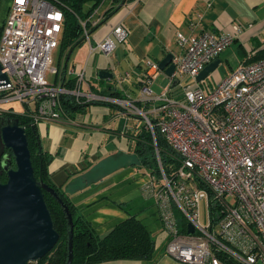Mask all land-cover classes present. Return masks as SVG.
Here are the masks:
<instances>
[{
	"label": "built area",
	"instance_id": "2783aa9c",
	"mask_svg": "<svg viewBox=\"0 0 264 264\" xmlns=\"http://www.w3.org/2000/svg\"><path fill=\"white\" fill-rule=\"evenodd\" d=\"M6 1L10 6L0 37L6 80L0 81V105L17 101L23 109L14 113L1 106L0 116L15 114L36 125L68 118L62 97L76 105L90 104L96 97L81 90L86 65L66 70L64 80L69 82L46 78L58 75L52 54L60 41V10L47 0ZM99 11L80 22L83 39L104 19ZM242 30L233 23L225 33L176 34L180 50L173 56L170 80L179 85L192 80L182 86L179 98L170 89L153 93L150 85L159 69L147 61L136 103L150 107L142 110L129 98L113 100L143 119L154 144L157 131L179 155L178 167L166 175L156 151L160 176L149 173L143 198L157 209L167 241L165 256L182 264H264V58L240 62L209 93L195 82ZM128 35L119 23L91 51L109 56Z\"/></svg>",
	"mask_w": 264,
	"mask_h": 264
},
{
	"label": "crops",
	"instance_id": "0c3cea01",
	"mask_svg": "<svg viewBox=\"0 0 264 264\" xmlns=\"http://www.w3.org/2000/svg\"><path fill=\"white\" fill-rule=\"evenodd\" d=\"M106 1L109 8L111 1ZM106 1L99 5L101 14L105 12L101 8ZM119 23L129 32L127 41L109 56L91 51ZM233 23L241 24L243 30L230 45L238 47L236 54L228 59L229 72L221 67V54L217 57L220 60L215 69L218 84L248 57L252 61L264 58V0H132L120 5L108 20L89 33L88 40L81 41L80 44L85 41L88 46L83 65H86L87 81L81 90L96 97L91 103L101 104L87 105L68 118L43 121L35 126L41 150L51 156L50 183L69 199L75 216L82 217L97 237L102 238L129 216L134 215L141 221L140 217L155 216L153 202L143 198V188L150 180L149 171L139 165L132 138L144 121L124 112L113 100L129 98L137 102L139 78L147 71V61L158 65L168 53L177 55L178 32L185 36L202 30L225 33ZM191 24L194 26L190 27ZM67 54L59 53V57H64L66 62ZM65 62L59 75H53L52 83L69 82L68 78L64 80ZM102 70L112 73V78H100L98 73ZM160 75L163 78L160 90L151 89L153 93L170 89L171 95L179 98L183 85L171 87V80L160 70L151 85ZM206 79L199 86L204 93H209L214 87L205 91ZM136 106L142 110L150 107L142 103ZM157 245L155 242V249ZM98 264L143 263L117 260Z\"/></svg>",
	"mask_w": 264,
	"mask_h": 264
},
{
	"label": "trees",
	"instance_id": "16d2710c",
	"mask_svg": "<svg viewBox=\"0 0 264 264\" xmlns=\"http://www.w3.org/2000/svg\"><path fill=\"white\" fill-rule=\"evenodd\" d=\"M47 1L62 13L63 21L57 49L59 53L67 54L83 40L80 22L86 21L103 0ZM110 1L111 6L103 13L104 19L96 27L90 28V32L108 20L122 3L132 0ZM85 4H89L86 10L84 9ZM1 30L2 25L0 26V37ZM259 58L263 59L262 57ZM247 62L253 61L248 59ZM61 104L64 106V111L72 116V114L82 110L87 105H98L101 103L76 105L70 98L62 97ZM3 117L5 120L16 118L19 121V125L24 127L34 176L38 181H41L56 191L48 177V166L51 162V156L41 150L36 126L19 115L4 114ZM132 138L134 141V153L137 156L136 159L139 165L148 170L151 175L156 178L160 176L156 151L158 152L159 161L166 175H171L178 167L180 162L179 155L168 145L159 132L155 131V144L151 134L145 129L144 125L132 135ZM57 193L59 199L68 208L72 216L73 253L71 264H98L117 260L148 261L153 258L155 241L151 237L150 230L136 216H129L116 225L108 234L99 238L82 217L75 216V208L69 199L58 191ZM43 195L52 219L53 228L58 233L59 239L52 250L42 259L27 264H67L69 238L67 231L68 224L63 207L49 192L44 191Z\"/></svg>",
	"mask_w": 264,
	"mask_h": 264
},
{
	"label": "water",
	"instance_id": "95a60500",
	"mask_svg": "<svg viewBox=\"0 0 264 264\" xmlns=\"http://www.w3.org/2000/svg\"><path fill=\"white\" fill-rule=\"evenodd\" d=\"M123 5V3L121 4ZM72 50L67 54V63ZM173 54L168 53L158 63V69L170 80L174 73L172 64ZM220 64L215 59L206 65L195 77L200 84ZM100 78H112V73L99 71ZM6 76L1 73L0 81ZM179 84L172 79L171 87ZM8 150L10 157L6 164L1 163L4 150ZM2 160H5L4 158ZM6 174V181H0V264H27L42 259L55 246L59 239L53 228L52 219L46 206L43 192H49L63 207L68 224V261L72 262L73 223L68 208L59 199L57 191L38 181L33 173L24 127L19 125L18 119L5 120L0 116V175ZM193 229L189 226L188 233Z\"/></svg>",
	"mask_w": 264,
	"mask_h": 264
},
{
	"label": "rangeland",
	"instance_id": "374dc122",
	"mask_svg": "<svg viewBox=\"0 0 264 264\" xmlns=\"http://www.w3.org/2000/svg\"><path fill=\"white\" fill-rule=\"evenodd\" d=\"M9 6H10V1L0 0V26L3 24V21L7 17ZM108 6H109V2L106 1L104 3L103 7L101 8V11L102 12L105 11L108 8ZM88 7H89V4L84 5L85 10ZM237 47H238L237 44H233L232 46L227 48L224 52H222L221 55L219 56L221 59V67L223 68V70L225 72H229V70H230V63L228 62V59L232 54H236ZM87 56H88V46H87V43L85 41H83L82 44L75 46L72 54L70 55L69 60L67 61V64H66L67 70H71L73 68L78 69V66H83L85 61H86ZM64 62H65L64 57H62V56L59 57L58 49L55 50L52 54V67L58 69V75L63 68ZM90 66H91V63L89 64V68H90ZM210 76L206 79L208 81H206V84L204 87L205 91L209 90L212 87L215 88V86L217 84L216 81L218 79L217 78L218 70H216ZM47 80L49 82H52L53 81V75L48 74ZM162 80H163V78H161V75H160V78L158 79V81H155L152 85H150V88L154 92L159 91L160 90L159 85H160V82ZM191 81H192L191 79H184L182 81L181 85L184 86L185 85L184 83H186V82L189 83ZM176 88H180V85L177 86ZM1 106L3 109H11L14 113H19L23 109L22 106L20 105V103L17 101H13V102H9V103L0 105V108H1ZM153 207L155 209V211H154L155 216L140 217V218L142 219L144 225L150 230L152 239L158 245L155 249V253H154L153 258L151 260H148V261H142V263L143 264H182V263L172 259L171 257L165 256V251H166L165 249H166L167 241H166V237L165 236L163 237V234H161V232H160L161 223L159 220L158 212H157V209L154 205H153ZM201 213H202V204H201ZM201 220L203 221V215L201 216ZM158 232H160V234L158 236H156V234ZM159 236H161V238Z\"/></svg>",
	"mask_w": 264,
	"mask_h": 264
},
{
	"label": "flooded vegetation",
	"instance_id": "af4514ba",
	"mask_svg": "<svg viewBox=\"0 0 264 264\" xmlns=\"http://www.w3.org/2000/svg\"><path fill=\"white\" fill-rule=\"evenodd\" d=\"M10 157V159L12 160L11 161V166H14V163H13V159H12V155H11V153L8 151V150H4V152H3V155H2V158H1V163L4 165V164H6V162H7V158H9ZM5 159V160H2V159ZM0 181L1 182H5L6 181V174H5V172L3 171L2 172V174L0 175Z\"/></svg>",
	"mask_w": 264,
	"mask_h": 264
}]
</instances>
